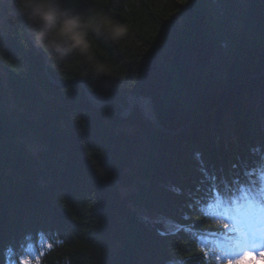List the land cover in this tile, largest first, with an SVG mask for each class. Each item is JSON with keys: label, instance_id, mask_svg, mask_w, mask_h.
<instances>
[{"label": "trees", "instance_id": "16d2710c", "mask_svg": "<svg viewBox=\"0 0 264 264\" xmlns=\"http://www.w3.org/2000/svg\"><path fill=\"white\" fill-rule=\"evenodd\" d=\"M86 3L66 0L79 10ZM109 8L127 26L119 42L101 40L94 49L111 74L85 75L88 65L81 58L59 59L40 48L58 82L53 85L17 11L0 0V235L5 238L4 217L23 222L27 213L48 219L42 232L53 227L46 235L34 231L33 240L24 236L6 251L1 245L0 264L7 253L21 264H232L218 246L230 235L229 226L210 207L183 197L191 187L200 195L211 183L195 163L199 156L183 155L190 150L160 132H114L104 125L106 112L88 105L79 81L120 99L150 94L159 121L168 125L181 121L177 114L187 107L205 105L210 92L232 88L228 98L237 101L264 91V0H110ZM184 50L198 57L193 74L174 59ZM253 74L262 78L251 80ZM6 102L17 106L5 109ZM10 114L17 122L22 116L23 123L11 121L10 127ZM249 117L234 122L233 131L248 134ZM134 118L127 123L134 125ZM39 137L43 148L34 153ZM204 141L197 149L209 164L218 163L216 155L228 150L218 141L219 153H208L212 139ZM230 142H237L233 133ZM10 171L19 176H5ZM130 182L136 191L123 193ZM141 208L153 222L139 220ZM33 250L36 258L22 257Z\"/></svg>", "mask_w": 264, "mask_h": 264}, {"label": "bare ground", "instance_id": "6f19581e", "mask_svg": "<svg viewBox=\"0 0 264 264\" xmlns=\"http://www.w3.org/2000/svg\"><path fill=\"white\" fill-rule=\"evenodd\" d=\"M13 7L17 11L21 21L23 22L24 21V19H22L23 17L20 15L19 11L15 8L14 5H13ZM27 30L29 33V36H27V38L29 39V37L31 36V33H30L29 28H27ZM29 41H30V43H34V41L32 40V37H30ZM185 52H191V51L184 50V51L178 53L174 58L175 61H176V57L181 58V56ZM191 53L195 57V66L192 67L193 71H189V69H187V67H186L187 64L185 62L186 57L181 59L180 62L176 61L185 71L188 72V74H193L194 71L197 69V65H198V57L195 55V53H193V52H191ZM46 67H48V59H47ZM43 70H44L43 76H45V78L51 84L58 85V82H56L49 75L48 70H45V63H43ZM261 78H262V75H258V74H253L250 77L251 80H256V81H259ZM79 82L82 84L83 88H87L86 81L84 79H81ZM234 91H235V89L230 88V89H227V91H221L218 94L216 92H215V94L210 92L209 94L213 95V96H209L207 102L203 101L205 103V105H198L197 103H195L194 105L187 107L186 109L182 110L179 114H177V116H179V118L182 117V120L177 122V124H175V125H168V124L161 123L159 121V118L157 116L156 103H155L154 99L150 96V94L128 93V94H126L124 99H120L118 97L116 98V97H113V96L106 94V93L92 92V91H89L87 89L85 92V96H86V100H87L88 105L92 109L99 110L101 112H106V114H105L106 116L104 117L105 118L104 119V125H106L105 123H107V125H110L114 132H125V130H135V131H138L142 134L143 133L148 134V132H153L154 134H156V133L160 132V133L169 135V137L175 143L182 144L183 143L182 139L185 136L188 137L189 135H191V139L193 138V140H195V139L199 140L201 133L199 134L198 132L202 129L201 126H203L204 128H209V130H208V132H206V134L211 133L212 135H214L216 137L217 141H214V143H217V144L222 143L225 145L228 142V146H227V150H228L227 153L228 154H227V158L224 159V160H226V162L229 161L227 163V167H226L227 170L229 171L231 168H234V170L240 169V172L242 173V169H246L247 165L251 164L250 168H255V169H259L263 165V162L261 161L260 157H261V154H263L261 152V150L264 149V145H263V143H259L257 140L264 137V120H263L264 119V93H263L264 91L263 90H261L260 92L258 91L255 96L248 97V98H241V99H238L237 101H234V100H231L228 98V96L230 94H233ZM1 94L3 95V92L0 93V102L2 99ZM253 97H254V99H253ZM253 100L255 101V103H253L254 102ZM186 101L189 102V98H187ZM248 101H252V102L250 103ZM13 105L17 106L15 102L13 103ZM135 112H138V114H136ZM165 115L166 116L168 115L167 111H165ZM133 116L136 118V122L134 123V125L128 123L130 125V127H128V128H125L124 126L121 128H118L114 124L115 120H117V119L118 120L121 119L120 121L125 120V123H127V119H130ZM242 116H246V117L250 116L248 118L249 121L245 122V125H244V129H249L248 134L244 133V132H238V131L234 132L233 131L232 126L235 125L234 122L237 123L240 120V123H241L242 122L241 121ZM251 117H253L254 119H252ZM6 118L8 120V123L10 122L8 125H12L11 121L18 123V124L23 123V121H22L23 117L22 116H21L20 122H17L19 120H17V118L15 116H13V114H10V116H7ZM135 118H134V121H135ZM14 119H16L17 121H15ZM209 120H210V122H208ZM206 122H208V123H206ZM255 122H259L261 125H257L255 127V124H256ZM10 127H13V125ZM212 131L213 132L216 131V132L213 133ZM129 132H131V131H129ZM202 133H205V132H202ZM232 133H233V138L238 139V140L242 139L244 141L246 140L249 144H255L256 145L255 147L258 150V155L254 156V160L249 159L250 156L248 154V147L247 146H245V145L242 146L241 144H239L237 142L236 143L230 142V140L232 138ZM250 135H255V136H250ZM247 136H250V137L246 138ZM251 137L255 140L251 139ZM38 140L40 142V143H38L39 144L38 147L43 148L42 147V144L44 143L43 137H39ZM18 141L16 142L17 144H18ZM231 143H232V145H231ZM45 145H44V148H46V146H47V145L46 146ZM188 147H189L188 145L187 146L183 145L182 149L183 150H186V149L190 150V148H188ZM208 148L211 151L212 146H210ZM213 153L217 154V153H219V151L216 149V150H214ZM183 155H186V154L183 153ZM223 156L226 157V154ZM216 157L218 158V157H220V155L219 156L216 155ZM49 158L50 157L46 156L45 160L48 161ZM197 159L207 160L208 158L201 157V158H197ZM233 164L236 166H233ZM38 171H40V170H38ZM38 171H36V169L34 171H32L33 175L36 174V176H37ZM11 175L19 176V174H16V173L13 174L11 171L8 172L7 174H5V176H11ZM232 175H234L235 177H237L240 180L248 178V176H250V174L249 175L248 174L243 175V174H240L237 172H233ZM224 176H221V174H218L217 176H214L212 178L210 176L209 180L210 181H212V180L218 181V180H220V177L224 178ZM185 181L190 182L187 179H185ZM39 184L42 188L41 182H39ZM243 184L244 183L241 182L240 186H242ZM232 187H233V189H235V186H232ZM200 189H201V187L198 188V191ZM192 190L193 189L191 187V191L186 192V195L183 196L185 198H189L188 204H191L193 202L190 199L191 196H193L192 197L193 200H198V202H200V197L204 195V190H202L200 195H196V197H194ZM225 192H227V191H225ZM255 198H257V197H255ZM143 205H144L143 203H141V204L139 203L138 206L145 207ZM21 207H23V204L21 205ZM147 213H149V212H147L146 210H142V208H141V213L139 214V220H142V221L146 220L148 222H151ZM4 218H5V220H7L6 217H4ZM14 218L15 217L8 218V221H6L5 228L9 229L13 234L17 235L18 230L16 228L24 227L26 222H25V220H23V222L18 223L17 221H14ZM158 218H160V216H158ZM46 222H48V219L38 218V220L33 219V221H32L33 226L32 227L30 224L28 225L26 223L27 231H28L27 235H31L37 226L38 227L35 230L36 233H39L41 235L43 233H45V235H46V233H49L50 232L49 230H53V227L49 228V230H43L44 232H42V228H43L42 224H44ZM164 231L165 230H163L162 232L167 233ZM18 236H21V234H19ZM37 237H38L37 235H34L31 237V240H33ZM6 238L9 239L8 241H11L14 243L17 241V238H13V237H6ZM4 260L6 261V259H4Z\"/></svg>", "mask_w": 264, "mask_h": 264}, {"label": "clouds", "instance_id": "9594fccd", "mask_svg": "<svg viewBox=\"0 0 264 264\" xmlns=\"http://www.w3.org/2000/svg\"><path fill=\"white\" fill-rule=\"evenodd\" d=\"M29 25L38 47L59 59L79 57L97 76L111 69L94 55L101 40L119 42L127 33L110 0H87L84 10L66 6V0H7ZM2 10V9H0Z\"/></svg>", "mask_w": 264, "mask_h": 264}, {"label": "rangeland", "instance_id": "374dc122", "mask_svg": "<svg viewBox=\"0 0 264 264\" xmlns=\"http://www.w3.org/2000/svg\"><path fill=\"white\" fill-rule=\"evenodd\" d=\"M28 28V27H27ZM30 37H32V36H30ZM32 40L34 41V43H31L32 44V46L35 48V50L38 52V53H40V54H42L43 55V57H44V60L45 59H47V57L44 55V53H43V51L40 49V47H38L37 46V44L35 43V40L32 38ZM46 70H47V67H46ZM85 90V89H84ZM264 93V92H263ZM256 95V93H254V94H251V96L250 97H252V96H255ZM253 99H254V97H253ZM254 101V100H253ZM14 108V105L13 104H10V103H8V102H6V104H5V109H9V110H11V109H13ZM208 122H210V120L208 121ZM207 122V123H208ZM115 125L118 127H125V128H128V127H130V125L128 124V123H125V120L124 121H120L119 122V120L118 121H115ZM202 127V129L198 132L199 134H200V137H199V140H193V138L191 139V135H189L188 137H184L183 139H182V141H183V143H182V145H185V146H189L188 148H190L192 145H194L195 146V148L193 147V148H190V153L189 154H186L185 156H190V157H193V156H199L198 158H201V157H203V155H205L204 153L203 154H201V152H200V149L198 148L197 149V146H196V144H200V145H203L204 144V137L205 138H207V137H209V140H211L212 139V149H211V151H212V153L214 152V150H219L220 148L218 147V146H215V144H214V139L211 137L212 135H211V133H208V134H206V132H208V130H209V128H204L203 126H201ZM134 128V127H133ZM129 131H132L133 132V130H127V132H129ZM243 131V129H240V132H242ZM202 132H205V133H202ZM213 132V131H212ZM214 132H216V131H214ZM213 132V133H214ZM207 136V137H206ZM251 136H255V135H251ZM248 137H250V136H247L246 138H248ZM251 139H253L252 137H251ZM253 140H255V139H253ZM259 143H263V145H264V137H262V138H260L259 140H257ZM239 144H241V143H243V144H241L242 146L243 145H245V146H247L248 147V154H249V159H253L254 160V156H256V155H258V150L256 149V145L255 144H249L246 140L244 141V140H242V139H240V141L238 142ZM31 149V148H30ZM40 148L38 147V145H33V149H31V151L33 150L34 151V153H37L38 152V150H39ZM210 150H208V153H211V151L209 152ZM221 151V150H220ZM261 152L263 153V154H261V161L264 163V149L263 150H261ZM192 154H194V155H192ZM216 154V153H215ZM223 155H224V153H222ZM220 155V158L218 157L217 159L219 160V161H217L218 162V164L217 163H215V164H209L208 163V161H209V159H207V160H202V159H198V160H195V163H196V165L197 166H199V168H201V170H202V174H203V179L206 177L207 179L209 178V176H211V178L212 177H214V176H217L218 174H221V172H219L218 174H216L218 171H220V166H219V164H220V162H222V158H224L225 159V157L223 156V155ZM225 154L227 155L228 153H227V151H225ZM205 158V157H204ZM207 158V157H206ZM212 165H215V167H216V169L214 168V167H212ZM225 165V164H224ZM213 168V169H212ZM242 174L244 175V172L242 171ZM245 174H246V172H245ZM249 174H254L253 172L251 173H249ZM218 181H220V180H218ZM212 182H214L213 180H212ZM143 184V183H142ZM129 187H125L126 188V190L127 191H122L123 193H126V192H128V191H136V189H137V184H135V183H133V182H130L129 183V185H128ZM181 188V187H180ZM174 191H179V189L177 188H175V190ZM137 193V192H136ZM205 195V194H204ZM132 200L133 201H136V202H138L137 201V199L135 198V197H133L132 198ZM36 216V217H35ZM34 217L32 216V218H30V214L29 213H27L26 214V216H22L23 217V219L25 220V222L29 225H31V227L33 226L32 224V221H33V219H36V220H38V217H37V215H35ZM30 218V219H29ZM6 221H8V220H6ZM14 221H17L18 223H20L19 221H18V219L17 218H14ZM151 222H153V221H151ZM6 223V222H5ZM26 223H25V225H24V227H18V228H16L17 230H18V234L17 235H15V234H13L9 229H4V230H2L1 231V233L3 234V236H5V238L4 237H2V235H0V239L1 240H5L4 242L2 241L1 243H0V246L2 245V247L5 249V251L7 250V248H9V247H11V246H15V245H18L19 243H20V241L23 239V237L24 236H26L27 234H28V231H27V226H26ZM260 223L261 222H259L258 220H254V221H250V222H248V223H246V226L249 228V232H251V229L252 230H255V229H258V227H257V224H259L260 225ZM38 227V226H37ZM36 227V228H37ZM24 228V229H23ZM36 228L34 229V231L36 230ZM34 231L32 232V233H34ZM19 234H21V236H18ZM6 237H13V238H17V241L14 243V242H11V241H8L9 239L8 238H6ZM12 243V244H11ZM14 243V244H13ZM2 248V249H3ZM17 250V249H16ZM10 254V253H9ZM31 256L32 257H34V256H36L35 255V253H32L31 254ZM5 259H6V257H5Z\"/></svg>", "mask_w": 264, "mask_h": 264}, {"label": "water", "instance_id": "95a60500", "mask_svg": "<svg viewBox=\"0 0 264 264\" xmlns=\"http://www.w3.org/2000/svg\"><path fill=\"white\" fill-rule=\"evenodd\" d=\"M22 19H24V18H22ZM23 25H24V29L26 31L27 36H29L28 30H27V24H26L25 20L23 21ZM29 39H30V37H29ZM184 57H186V61L185 62L187 64V66H186L187 69H189V71H193L192 67L195 66V57H194V55L191 52H185V53H183L181 58L176 57V61L180 62V60L183 59ZM44 63H45V70H46L47 59L44 60Z\"/></svg>", "mask_w": 264, "mask_h": 264}, {"label": "snow or ice", "instance_id": "6c2138e0", "mask_svg": "<svg viewBox=\"0 0 264 264\" xmlns=\"http://www.w3.org/2000/svg\"><path fill=\"white\" fill-rule=\"evenodd\" d=\"M241 256L244 259H247L249 257H255V258H259L261 261H264V251H262L261 253L257 254V253L252 252L251 250H246L244 253H242ZM232 264H236V262L233 261Z\"/></svg>", "mask_w": 264, "mask_h": 264}]
</instances>
